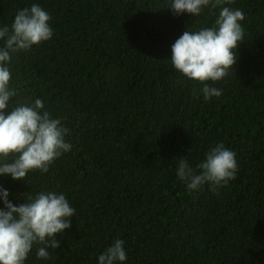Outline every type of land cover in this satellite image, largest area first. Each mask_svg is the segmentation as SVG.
Segmentation results:
<instances>
[{"label": "trees", "instance_id": "obj_1", "mask_svg": "<svg viewBox=\"0 0 264 264\" xmlns=\"http://www.w3.org/2000/svg\"><path fill=\"white\" fill-rule=\"evenodd\" d=\"M170 2L0 0V27L32 4L51 16L50 40L10 54L11 101L42 100L71 144L47 173L0 176L15 205L43 191L75 209L55 235L61 247L44 260L34 245L24 264H98L116 239L122 264H264V0L224 5L243 12L244 39L229 74L205 82L222 92L208 101L172 67L171 48L186 29L214 26L220 9L176 16ZM221 143L236 152L235 178L190 191L179 160L196 169Z\"/></svg>", "mask_w": 264, "mask_h": 264}, {"label": "clouds", "instance_id": "obj_2", "mask_svg": "<svg viewBox=\"0 0 264 264\" xmlns=\"http://www.w3.org/2000/svg\"><path fill=\"white\" fill-rule=\"evenodd\" d=\"M234 0H171L169 9L174 15L183 13L199 16L203 8H219L212 27L198 31L186 29L171 48L172 67L190 80L203 84V98L208 101L219 97L221 90L207 81H220L237 62L236 50L244 39L241 21L244 14L225 4ZM51 16L38 4L19 10L9 28L0 27V176L10 175L13 180H24L29 171L47 173L54 159L71 150L64 137L68 129L61 120L52 118L44 103L36 99L33 106H12L17 95L10 87L8 66L11 53L29 50L33 45L48 41L53 36ZM11 102L10 114H5ZM43 110V111H41ZM12 156L11 162L8 161ZM198 170V171H197ZM238 171L236 152L218 144L206 153L205 159L193 169L188 160H179L176 175L190 191H199L204 185L216 192L235 178ZM9 192L0 187V264H24L34 245H43L36 251L39 259H49L48 248L61 247L56 234L71 227L75 209L64 194L40 192L15 205L8 199ZM124 241L116 239L99 255L98 264H122L127 254Z\"/></svg>", "mask_w": 264, "mask_h": 264}]
</instances>
